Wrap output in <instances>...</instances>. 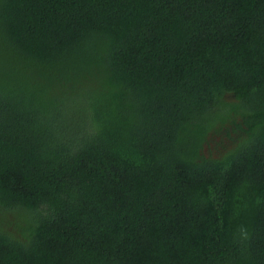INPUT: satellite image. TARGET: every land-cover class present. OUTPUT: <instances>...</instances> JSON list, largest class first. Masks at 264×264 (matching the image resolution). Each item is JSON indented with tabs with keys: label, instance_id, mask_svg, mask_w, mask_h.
<instances>
[{
	"label": "trees",
	"instance_id": "1",
	"mask_svg": "<svg viewBox=\"0 0 264 264\" xmlns=\"http://www.w3.org/2000/svg\"><path fill=\"white\" fill-rule=\"evenodd\" d=\"M0 264H264V0H0Z\"/></svg>",
	"mask_w": 264,
	"mask_h": 264
},
{
	"label": "rangeland",
	"instance_id": "2",
	"mask_svg": "<svg viewBox=\"0 0 264 264\" xmlns=\"http://www.w3.org/2000/svg\"><path fill=\"white\" fill-rule=\"evenodd\" d=\"M222 138H223V137H221V136L216 137V138L212 141V145H211L209 151H211V152H217V149H216V148H219V147L216 145V142L219 141V140L222 139ZM224 139H226V138H224ZM229 142L231 143L232 141H228V143H229ZM205 151H208V148H207V147H205Z\"/></svg>",
	"mask_w": 264,
	"mask_h": 264
}]
</instances>
